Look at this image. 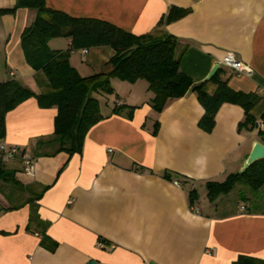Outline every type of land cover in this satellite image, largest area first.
<instances>
[{"label": "crops", "instance_id": "0c3cea01", "mask_svg": "<svg viewBox=\"0 0 264 264\" xmlns=\"http://www.w3.org/2000/svg\"><path fill=\"white\" fill-rule=\"evenodd\" d=\"M15 2L0 0V9H12ZM45 4L134 35L173 36L184 48L179 70L193 83H200L226 53H232L251 74L236 76L219 64L225 71L222 79L229 77L227 86L264 96V0ZM172 7L189 12L158 26ZM35 15V10L18 9L0 16V83L14 80L39 93L42 78L26 63L20 42ZM48 46L66 50L70 40L53 39ZM113 54L109 47L75 50L69 63L84 77L109 73ZM111 87V95L92 94L104 119L87 132L80 153L68 159L64 152L40 155L54 148L36 145L52 136L55 108L41 109L29 98L6 114L0 145L19 147L33 162L27 167L18 159L0 161V264H232L239 256L264 260V210L244 204L219 210L223 196L214 203L206 197L205 208L197 200L198 213L189 209L190 190L206 191V182H223L237 173L252 143L260 142L257 130H238L242 108L223 104L213 130L205 133L198 127L204 111L193 92L156 113L144 80L111 79ZM114 107L122 108L120 114L113 113ZM128 107L133 108L131 118ZM4 172L13 174L7 177L12 181L3 180ZM165 172L171 180L163 177ZM31 205L42 224L31 222L28 231Z\"/></svg>", "mask_w": 264, "mask_h": 264}, {"label": "trees", "instance_id": "16d2710c", "mask_svg": "<svg viewBox=\"0 0 264 264\" xmlns=\"http://www.w3.org/2000/svg\"><path fill=\"white\" fill-rule=\"evenodd\" d=\"M18 9H32L37 12L34 22L23 29L20 36L21 48L26 63L39 75L40 92L34 93L14 80L0 83V140L5 136V116L19 104L29 98H35L41 109L55 108L54 130L51 137L37 140L39 149L52 147L50 156L59 152L67 154V159L80 153L87 132L104 119L99 110L98 100L93 93L111 95V79L127 83L144 80L153 94L151 107L160 113L169 101L183 98L187 92L195 93L203 108L198 127L205 133H211L215 125V115L223 104H232L242 108L244 119L238 124V130L258 128L264 124V96L254 93L235 92L227 86L229 77L220 68L207 82L193 81L179 70V62L184 48L168 34L134 35L123 29L93 18H76L65 13L49 9L45 0H16L12 9H0V16L13 13ZM189 10L172 7L158 26L171 24L185 18ZM57 38L70 40L66 50H52L48 43ZM109 47L114 51L109 60V73L81 76L69 63L75 50ZM129 108V107H128ZM122 108L114 107L113 113L120 114ZM133 108H129L127 118H131ZM158 124L154 125L153 135ZM261 144H264V131L258 128ZM67 161L62 166L65 167ZM61 168V169H62ZM12 173H3V180ZM163 177L172 179L170 173ZM237 184H242L252 192L264 190V160L254 162L242 174H229L223 182L208 181L204 187L209 203L228 195ZM39 197H37L38 199ZM198 195L195 190L188 193L189 207L196 206ZM245 200V198H244ZM197 207V206H196ZM30 223H41L36 206L31 205ZM46 226V225H45ZM232 264H264V260L239 256Z\"/></svg>", "mask_w": 264, "mask_h": 264}, {"label": "built area", "instance_id": "2783aa9c", "mask_svg": "<svg viewBox=\"0 0 264 264\" xmlns=\"http://www.w3.org/2000/svg\"><path fill=\"white\" fill-rule=\"evenodd\" d=\"M224 69L229 70L232 74L236 76H240L242 74H251V69L246 66L244 63L236 60L232 53H226L223 57L221 63ZM257 126L260 130L264 131V124L257 123ZM21 160V163L24 166L29 167L33 160L30 156L25 155V152L21 150L17 146L1 144L0 145V161L1 162H10L14 160ZM173 184L177 187H180V183L178 181H174ZM191 213H198V208L196 206H191L190 208ZM241 209H243L241 207ZM99 247H103L104 244L99 242Z\"/></svg>", "mask_w": 264, "mask_h": 264}, {"label": "rangeland", "instance_id": "374dc122", "mask_svg": "<svg viewBox=\"0 0 264 264\" xmlns=\"http://www.w3.org/2000/svg\"><path fill=\"white\" fill-rule=\"evenodd\" d=\"M254 130H257L256 138L260 139L258 134V128L255 127ZM7 165L8 164H6L5 167H7ZM197 192L199 205L205 208L207 202L209 203V201H205L206 191L203 188L199 189V187H197ZM239 204L247 205L248 208L251 210H264V190L255 193L250 191L249 188H247L246 186L242 184H237L228 195L223 196L222 204L219 206V210H222V207L224 208V210L230 208L233 209L239 206Z\"/></svg>", "mask_w": 264, "mask_h": 264}, {"label": "water", "instance_id": "95a60500", "mask_svg": "<svg viewBox=\"0 0 264 264\" xmlns=\"http://www.w3.org/2000/svg\"><path fill=\"white\" fill-rule=\"evenodd\" d=\"M218 69H219V64L214 65L210 73L207 75V77H204L201 83L209 81L215 75ZM260 160H264V144H261V142L259 141H254L252 143L251 150L247 158L244 160L240 170L238 171V174L244 173L254 162ZM86 264H96V262L89 261Z\"/></svg>", "mask_w": 264, "mask_h": 264}]
</instances>
